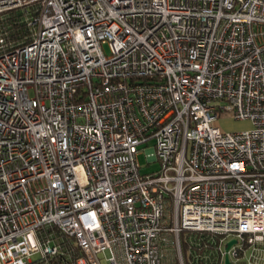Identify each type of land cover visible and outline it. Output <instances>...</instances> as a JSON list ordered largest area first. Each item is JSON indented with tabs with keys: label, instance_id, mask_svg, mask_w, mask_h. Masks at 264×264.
<instances>
[{
	"label": "built area",
	"instance_id": "built-area-1",
	"mask_svg": "<svg viewBox=\"0 0 264 264\" xmlns=\"http://www.w3.org/2000/svg\"><path fill=\"white\" fill-rule=\"evenodd\" d=\"M16 8L0 264H184L187 233L215 264H264V0H0Z\"/></svg>",
	"mask_w": 264,
	"mask_h": 264
},
{
	"label": "trees",
	"instance_id": "trees-1",
	"mask_svg": "<svg viewBox=\"0 0 264 264\" xmlns=\"http://www.w3.org/2000/svg\"><path fill=\"white\" fill-rule=\"evenodd\" d=\"M24 11L20 8H16L7 11L0 15V28L2 35L10 43L16 44L22 41L26 35L27 29L25 22L23 21ZM56 238L63 249H69L71 254V260H74L79 256V251L76 246L71 243L70 239H60V236L55 232ZM181 246L184 257V264H215V260L218 258L214 252V243L209 241V238L204 234L187 233L181 235ZM190 247V252L187 253V249ZM209 249V253L206 252Z\"/></svg>",
	"mask_w": 264,
	"mask_h": 264
},
{
	"label": "rangeland",
	"instance_id": "rangeland-1",
	"mask_svg": "<svg viewBox=\"0 0 264 264\" xmlns=\"http://www.w3.org/2000/svg\"><path fill=\"white\" fill-rule=\"evenodd\" d=\"M219 124H220V127L222 129L224 128L225 130H229V131H237V130L248 128V126H249V123L247 121H239V120L231 121L229 119V116L225 115V114H221L219 116ZM137 161L141 166L142 172L147 171L150 167L156 166V163H153L151 165H147L146 160H145V156L142 152L137 155ZM38 258H39V255H35L32 257V260H35ZM239 260L246 262V260L243 257H240Z\"/></svg>",
	"mask_w": 264,
	"mask_h": 264
},
{
	"label": "water",
	"instance_id": "water-1",
	"mask_svg": "<svg viewBox=\"0 0 264 264\" xmlns=\"http://www.w3.org/2000/svg\"><path fill=\"white\" fill-rule=\"evenodd\" d=\"M234 243H235V240H231V241L227 242L226 247H225V251H227V250L229 249V247H230L232 244H234ZM224 263H225V264H231V263L229 262V259H228L227 254H225V256H224Z\"/></svg>",
	"mask_w": 264,
	"mask_h": 264
},
{
	"label": "crops",
	"instance_id": "crops-1",
	"mask_svg": "<svg viewBox=\"0 0 264 264\" xmlns=\"http://www.w3.org/2000/svg\"><path fill=\"white\" fill-rule=\"evenodd\" d=\"M162 264H178L174 259H165Z\"/></svg>",
	"mask_w": 264,
	"mask_h": 264
}]
</instances>
